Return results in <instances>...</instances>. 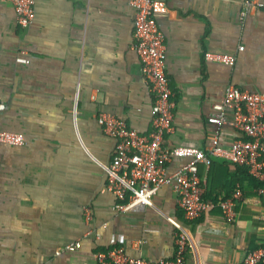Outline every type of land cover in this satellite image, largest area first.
Here are the masks:
<instances>
[{
  "label": "crops",
  "instance_id": "0c3cea01",
  "mask_svg": "<svg viewBox=\"0 0 264 264\" xmlns=\"http://www.w3.org/2000/svg\"><path fill=\"white\" fill-rule=\"evenodd\" d=\"M164 2L156 16L175 101L166 139L202 147L215 129L206 117L228 84L264 92V6L242 16L244 0ZM132 20L128 0H36L32 21L21 26L12 3L0 0V128L24 135L21 145H0V264H97L95 251L115 245L131 256L168 258L178 223L188 235L184 264H241L248 250L264 247V183L220 158L198 171L204 198L241 190L231 221L219 206L185 220L171 182L149 204L114 208L106 182L115 140L98 114L114 113L146 133L154 96ZM206 51L236 58L207 59ZM220 136L229 143L241 135L225 123ZM187 160L173 157L167 171ZM77 240L79 248L60 250Z\"/></svg>",
  "mask_w": 264,
  "mask_h": 264
},
{
  "label": "built area",
  "instance_id": "2783aa9c",
  "mask_svg": "<svg viewBox=\"0 0 264 264\" xmlns=\"http://www.w3.org/2000/svg\"><path fill=\"white\" fill-rule=\"evenodd\" d=\"M12 3L19 25L27 26L33 19L36 0H7ZM133 7V47L140 62L142 78L154 94L150 109L151 123L148 132H140L127 121L111 112H99L98 122L105 133L114 140L112 159L107 166L106 188L116 197L114 208L124 210L139 202L151 203V196L158 187L171 182L178 196V204L185 220L197 218L214 206H219L226 220L235 215L234 205L242 196L238 186L228 196L204 198V182L198 164H211L220 158L244 165L257 180L264 182V92L252 91L235 84H228L220 101L213 104V111L206 120L215 125L209 144L202 147L186 144H169L166 136L173 131L175 101L171 97L169 78L165 68V42L156 14L164 10V0H128ZM250 6L263 7L264 1L244 0L241 15ZM243 45H239L242 49ZM205 58L232 64L235 55L224 52L204 53ZM28 61V59H23ZM3 103L0 102V109ZM230 124L241 136L229 143L221 140L220 127ZM21 132L0 128L2 143L21 145ZM175 156L188 160L169 173L167 163ZM264 194V185L258 188ZM89 215V207L84 208ZM188 235L179 224L175 231V251L172 257L148 259L131 256L124 246L115 245L95 251L97 264H184ZM79 240L69 242L60 250H75ZM264 262V247L246 252L241 264Z\"/></svg>",
  "mask_w": 264,
  "mask_h": 264
},
{
  "label": "trees",
  "instance_id": "16d2710c",
  "mask_svg": "<svg viewBox=\"0 0 264 264\" xmlns=\"http://www.w3.org/2000/svg\"><path fill=\"white\" fill-rule=\"evenodd\" d=\"M254 178V177H253ZM257 182H258V184H261L262 182H260L259 180H257L256 178H254ZM264 183V182H263ZM261 264V263H260Z\"/></svg>",
  "mask_w": 264,
  "mask_h": 264
}]
</instances>
